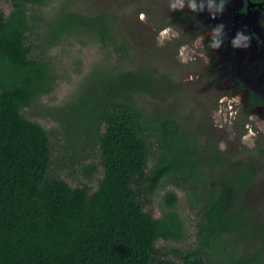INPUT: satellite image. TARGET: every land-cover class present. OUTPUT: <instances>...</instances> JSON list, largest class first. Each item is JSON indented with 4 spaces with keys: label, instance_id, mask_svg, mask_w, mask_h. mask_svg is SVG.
Listing matches in <instances>:
<instances>
[{
    "label": "trees",
    "instance_id": "16d2710c",
    "mask_svg": "<svg viewBox=\"0 0 264 264\" xmlns=\"http://www.w3.org/2000/svg\"><path fill=\"white\" fill-rule=\"evenodd\" d=\"M43 2L11 0L9 14L0 12V264H208L202 254L213 264H264V213L246 211L244 203L255 166L234 165L216 148L200 146L169 113L147 117L137 99L155 96L160 79L143 68L120 67L130 50L108 12L62 8L45 25L42 52L63 37L87 35L113 47L119 60L84 80L73 100L49 110L68 138L67 154L95 143L104 168L97 189L89 193L49 178V135L22 113L50 87L49 64L27 44L34 25L27 5ZM149 134L159 157L146 172ZM163 181L184 184L192 200L202 202L198 245L186 255L176 251L178 262L155 247L159 238L183 237L174 195L168 194L159 219L141 201Z\"/></svg>",
    "mask_w": 264,
    "mask_h": 264
},
{
    "label": "rangeland",
    "instance_id": "374dc122",
    "mask_svg": "<svg viewBox=\"0 0 264 264\" xmlns=\"http://www.w3.org/2000/svg\"><path fill=\"white\" fill-rule=\"evenodd\" d=\"M163 3V0H44L40 5H27L28 13L32 15L34 21L27 44L34 50L33 55H38L49 64L50 87L46 94L32 101L22 113L29 121L42 126L49 135L51 162L48 176L64 180L71 188L86 187L89 193L97 189L98 182L103 177L104 168L95 143L91 147L67 154L68 138L60 123L49 114V110L59 108L73 100L82 82L94 75L96 70L100 68L105 70L117 65L119 60L114 48L103 46L87 35L63 37L58 45L49 50L45 49L44 52L41 51V43L46 23L53 20L62 8L88 15L105 11L115 17L114 32L130 50L126 59L121 61L120 67L123 70L143 68L160 79L155 96L143 93L137 99V104L145 110L147 117L151 120L152 114L156 115L159 111L169 113V116L179 123L185 135L191 138V135L196 134L195 138L200 146L208 148L216 144L218 150L225 152L229 158L239 157L248 160L251 157L258 160L260 172L258 171L254 184L246 191L244 203L248 204L246 211L256 213L257 209H261L263 214L264 133H261L264 132V121L250 116L256 123L251 124H255V129L260 132H248L241 146L236 143L233 127L225 124L227 122L224 116L208 110L207 128L203 115L204 105L200 103L194 105L193 100L186 98L187 95L197 101L194 95H190L188 89L184 90L189 70L178 62L179 57L175 54L177 50L173 52L168 47L170 34L173 35L175 32L172 23L168 22L163 14H157L158 5L161 7ZM11 10V0H0V12L6 16ZM167 26V31H164ZM185 57L186 55H183L181 60ZM215 124H225L223 129L232 131L233 135L218 130ZM199 131L205 133L199 134ZM147 142L151 152L146 172L155 166L159 157L157 139L153 134L148 135ZM186 190L184 184L174 185L163 181L152 195L141 198L144 211L154 219H159L168 210V194L174 195V210L182 222L183 237L180 240L159 238L155 242V247L162 258L174 262L181 260L176 251L181 250L183 255H186L198 245L202 202L193 201ZM247 224L253 226L255 223ZM227 250L229 251L220 256L221 258L229 254L230 249ZM261 253L263 255L264 252ZM202 257L206 258L208 264H213L212 257H206L204 254Z\"/></svg>",
    "mask_w": 264,
    "mask_h": 264
},
{
    "label": "flooded vegetation",
    "instance_id": "af4514ba",
    "mask_svg": "<svg viewBox=\"0 0 264 264\" xmlns=\"http://www.w3.org/2000/svg\"><path fill=\"white\" fill-rule=\"evenodd\" d=\"M163 1L161 7L158 5L157 14H163L172 23L176 34H170L168 47L173 52L177 50L175 54L179 57L178 62L189 70L184 90L188 89L190 95L197 98L196 101L186 95L187 100H193L194 105L203 104L205 118H208V110L224 116L225 124L232 126L235 131L237 145H243L242 140L248 132H260L255 129L256 123L250 116L264 121V2L228 0L223 12L212 17L211 12L215 8L209 10L205 6L202 11H192L185 6L175 10L174 0ZM220 23L225 25L222 29L223 44L218 49L208 48L212 28ZM238 30H244L251 36L247 48L231 47L230 41ZM199 34L204 36L202 43L195 39ZM180 50L185 53L182 54ZM183 55L186 57L181 60ZM253 122L254 125L251 124ZM225 124L215 125L218 130L233 135L232 131L223 129ZM262 136L264 140V134ZM212 147L218 150L216 144H212ZM220 153L226 155L225 152ZM230 158L234 165L239 162L244 166L253 165L256 174L260 172V162L254 158ZM234 168L238 169L237 166Z\"/></svg>",
    "mask_w": 264,
    "mask_h": 264
},
{
    "label": "clouds",
    "instance_id": "9594fccd",
    "mask_svg": "<svg viewBox=\"0 0 264 264\" xmlns=\"http://www.w3.org/2000/svg\"><path fill=\"white\" fill-rule=\"evenodd\" d=\"M228 0H174L173 9L180 10L187 8L192 11L203 10L205 6L209 10L215 8L214 12H211L212 17H215L217 13H222L223 9ZM264 2V0H261ZM225 27L223 23L216 25L212 28L211 32V40L208 42L207 47L212 49H218L223 44L224 34L222 33V29ZM195 39L202 43L204 40V36L199 34L195 37ZM251 36L246 33L244 30H238L234 38L231 39L230 44L234 49L236 48H247L250 44Z\"/></svg>",
    "mask_w": 264,
    "mask_h": 264
}]
</instances>
